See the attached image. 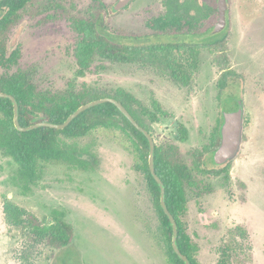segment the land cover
<instances>
[{"label":"rangeland","instance_id":"1","mask_svg":"<svg viewBox=\"0 0 264 264\" xmlns=\"http://www.w3.org/2000/svg\"><path fill=\"white\" fill-rule=\"evenodd\" d=\"M115 1L33 0L6 33L7 53L20 50L9 72H26L46 96L89 89L110 97L122 89L135 100L131 109L155 146L177 147L191 169L193 154L208 143L221 113L236 110L241 100L239 151L222 166L212 153L205 155L202 171H192L193 185L184 186L181 220L198 264H264V0H227L226 42L220 49L199 50L197 70L185 85L170 78L169 68L142 60L122 64L95 57L84 74L78 73L70 19L95 15L101 34L127 45L203 44L212 38V30L155 34L146 22L162 12L161 0H131L112 12ZM208 1L216 7L217 0ZM216 21L217 14L213 26ZM222 54L227 69L218 63ZM225 71L231 75L220 91L218 79ZM153 102L166 112L157 114V121L149 118ZM60 138L80 149L82 159L91 162L93 155L96 164L87 169L44 164L40 178L24 190L17 165L0 151V264H171L156 197L131 142L120 131L103 128ZM212 170L220 172L212 175ZM53 211L63 212L73 228L65 247L48 238Z\"/></svg>","mask_w":264,"mask_h":264},{"label":"trees","instance_id":"2","mask_svg":"<svg viewBox=\"0 0 264 264\" xmlns=\"http://www.w3.org/2000/svg\"><path fill=\"white\" fill-rule=\"evenodd\" d=\"M33 0H2L0 2V92L14 96L18 104V120L20 125L28 126L39 121L62 123L78 106L93 99L109 96H98L89 89L66 91L58 96H46L38 93L30 76L23 71L9 72L17 63L20 50L15 48L9 54L6 47V33L19 20L21 12ZM162 12L146 22V26L162 35L196 34L201 35L213 30V21L217 9L207 0H161ZM127 7V6H126ZM125 7V8H126ZM49 17V15H48ZM70 27L75 33L73 55L78 64V73L84 74L91 67L95 57L100 60L129 64L142 60V63L162 65L169 68V76L175 82L185 85L195 74L199 63L201 48H222L225 41L223 30L214 33L212 38L203 44L198 43H158L151 45H127L109 40L101 34L96 26L95 15L91 18L70 19ZM221 34V36H217ZM226 42V41H225ZM220 68L227 69L228 58L220 55ZM231 72L225 71L218 79V88L223 90ZM121 102L137 123L149 132L148 127L141 122L138 115L131 109L130 103L135 101L130 94L122 89L115 96H110ZM155 113L149 118L157 121V114L166 112L156 102L152 103ZM222 117L210 133L208 143L193 154V168H189L178 156L175 146L161 149L155 146L154 169L164 184L165 204L177 223L176 243L180 252L187 256L190 264H198L193 257L195 246L185 231L181 216L186 207L185 184L193 185L192 171L201 172V166L206 154H213L220 139L219 127ZM98 128L120 131L132 144L140 160L148 187L156 197V208L159 215L162 235L167 242V257L171 264H184L171 247V225L159 202V188L151 177L148 168L149 145L146 137L139 132L119 111L109 102L92 106L79 113L65 128L37 127L31 130L19 131L13 123V105L10 99L0 97V151L10 157L17 165L16 177L24 190L36 183L41 176V168L49 163H68L82 169L93 167L96 159L91 162L81 158L82 151L74 145L61 140L60 135L80 137ZM181 139L187 136L184 126L178 127ZM150 133V132H149ZM151 134V133H150ZM232 160V159H231ZM228 160L226 163H228ZM225 163V164H226ZM221 164L219 166H222ZM220 171L212 170L215 175ZM19 184V183H18ZM54 224L48 232L49 240L58 247H65L73 239L74 232L64 219L63 212L53 211ZM41 229V228H40ZM42 231V230H41Z\"/></svg>","mask_w":264,"mask_h":264},{"label":"water","instance_id":"3","mask_svg":"<svg viewBox=\"0 0 264 264\" xmlns=\"http://www.w3.org/2000/svg\"><path fill=\"white\" fill-rule=\"evenodd\" d=\"M2 0H0L1 2ZM131 0H116L112 7V12H117L121 9H124ZM217 9V21L213 26V32L218 33L225 28L226 25V10H227V0H217L216 2ZM0 97L8 98L11 100L13 105V123L17 130L26 131L31 130L37 127H51L55 129H63L65 128L79 113L82 111L104 103L109 102L115 105L119 111L124 115V117L139 131L141 132L147 139L149 145V154H148V168L151 177L155 180L159 188V202L163 212L167 215L169 219V223L171 225V247L173 251L177 254V256L184 262V264H190L187 256L180 252V249L176 243L177 239V223L172 214L169 212L164 198V184L162 183L159 176L155 173L154 169V151H155V143L152 135L145 130L142 126H140L137 121L133 118L130 112L124 107V105L119 102L117 99L113 97H101L97 99H93L84 104H81L76 108L75 111L70 113L67 118L62 123H52L49 121H39L32 125L22 126L18 120V104L13 95L5 92H0ZM238 108L234 111L222 112V122L219 127L220 139L217 148L214 150L212 154V158L215 164L221 165L226 163L228 160L233 159L240 147L242 129H243V107L242 101H237Z\"/></svg>","mask_w":264,"mask_h":264}]
</instances>
